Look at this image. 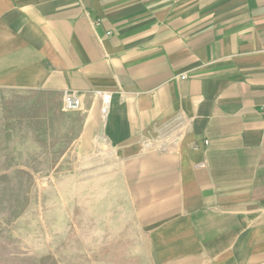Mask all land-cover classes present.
Segmentation results:
<instances>
[{
    "label": "crops",
    "instance_id": "obj_1",
    "mask_svg": "<svg viewBox=\"0 0 264 264\" xmlns=\"http://www.w3.org/2000/svg\"><path fill=\"white\" fill-rule=\"evenodd\" d=\"M98 145L167 160L190 264H264V0H0V151Z\"/></svg>",
    "mask_w": 264,
    "mask_h": 264
},
{
    "label": "rangeland",
    "instance_id": "obj_2",
    "mask_svg": "<svg viewBox=\"0 0 264 264\" xmlns=\"http://www.w3.org/2000/svg\"><path fill=\"white\" fill-rule=\"evenodd\" d=\"M98 147L96 159L70 153L58 170L0 151V264L195 262L180 240L167 160Z\"/></svg>",
    "mask_w": 264,
    "mask_h": 264
},
{
    "label": "built area",
    "instance_id": "obj_3",
    "mask_svg": "<svg viewBox=\"0 0 264 264\" xmlns=\"http://www.w3.org/2000/svg\"><path fill=\"white\" fill-rule=\"evenodd\" d=\"M204 144H207V142H204Z\"/></svg>",
    "mask_w": 264,
    "mask_h": 264
}]
</instances>
